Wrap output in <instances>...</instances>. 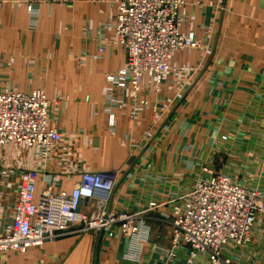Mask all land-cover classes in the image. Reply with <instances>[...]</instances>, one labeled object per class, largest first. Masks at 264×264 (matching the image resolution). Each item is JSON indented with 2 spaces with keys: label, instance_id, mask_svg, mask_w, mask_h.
<instances>
[{
  "label": "crops",
  "instance_id": "0c3cea01",
  "mask_svg": "<svg viewBox=\"0 0 264 264\" xmlns=\"http://www.w3.org/2000/svg\"><path fill=\"white\" fill-rule=\"evenodd\" d=\"M185 3L179 32L202 46L176 52L177 71L159 86L145 77L137 99L107 81L126 63L108 0H0V92L44 91L49 127L63 134L47 158L0 145V234L11 229L23 172L36 174L35 203L70 194L84 172H119L108 212L164 203L207 165L264 191V0ZM97 200L81 211L97 212ZM163 212L169 206L145 215L151 233L140 261L126 257L129 239L117 225L1 253L0 264H165L170 231L151 219ZM180 252L168 264H187L189 252ZM223 257L264 264V214L251 243Z\"/></svg>",
  "mask_w": 264,
  "mask_h": 264
},
{
  "label": "built area",
  "instance_id": "2783aa9c",
  "mask_svg": "<svg viewBox=\"0 0 264 264\" xmlns=\"http://www.w3.org/2000/svg\"><path fill=\"white\" fill-rule=\"evenodd\" d=\"M108 1L117 12L112 26L126 63L107 76V81L118 88H131L137 99L145 77L159 86L177 71L170 66L176 52L202 46L193 33L184 36L179 32L185 0ZM51 104L42 90L0 92V145H24L49 157L63 140L59 130L49 127ZM215 172L212 166H203L201 175L185 182L170 200L152 201L139 213L107 211L119 172H84L81 184L70 194L51 193L39 203H35L36 174L23 172L11 229L0 234V254L39 248L69 234L106 232L119 225L129 239L126 257L140 261L151 233L145 215L166 205L170 213L151 218L170 231L172 249L165 254V264L178 259L181 249L189 252L187 264H231L224 253L251 243L256 223L264 214V192L232 175ZM95 198L97 212L83 213L82 205Z\"/></svg>",
  "mask_w": 264,
  "mask_h": 264
},
{
  "label": "rangeland",
  "instance_id": "374dc122",
  "mask_svg": "<svg viewBox=\"0 0 264 264\" xmlns=\"http://www.w3.org/2000/svg\"><path fill=\"white\" fill-rule=\"evenodd\" d=\"M216 172H217V171H216ZM216 172H215V173H216ZM217 173H221V172H217ZM238 181H239V179H238ZM261 191H262V190H261ZM262 192H264V191H262ZM255 227H256V226H255ZM254 232H255V231H254ZM253 235H254V234H253ZM252 238H253V237H252Z\"/></svg>",
  "mask_w": 264,
  "mask_h": 264
}]
</instances>
